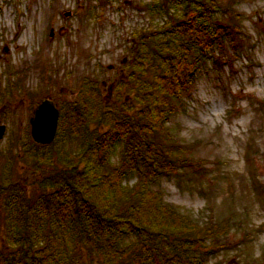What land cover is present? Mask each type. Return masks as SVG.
<instances>
[{
  "label": "rangeland",
  "instance_id": "1",
  "mask_svg": "<svg viewBox=\"0 0 264 264\" xmlns=\"http://www.w3.org/2000/svg\"><path fill=\"white\" fill-rule=\"evenodd\" d=\"M150 2L0 0V188L18 180L32 192L30 181L46 172L33 166L36 155L77 148L70 128L49 152L34 144L33 108L43 97L67 101L84 77L105 81L110 105L114 79L128 72L122 65L134 34L160 19ZM219 2L230 6L227 17L235 13L240 33L235 44L224 42V53L201 62L169 116L182 161L154 187L200 224L215 226L197 249L205 264H264V0ZM1 231L0 218V238Z\"/></svg>",
  "mask_w": 264,
  "mask_h": 264
},
{
  "label": "trees",
  "instance_id": "2",
  "mask_svg": "<svg viewBox=\"0 0 264 264\" xmlns=\"http://www.w3.org/2000/svg\"><path fill=\"white\" fill-rule=\"evenodd\" d=\"M150 6L160 19L134 34L131 58L122 65L128 72L114 79L111 104L105 81L84 77L73 97L54 99V139H32L48 151L70 128L77 148L36 155L33 166L46 172L30 181L32 192L18 180L1 183L0 264H205L197 249L215 226L178 209L154 184L182 161L169 116L201 62L218 49L224 53L240 25L219 0Z\"/></svg>",
  "mask_w": 264,
  "mask_h": 264
},
{
  "label": "water",
  "instance_id": "3",
  "mask_svg": "<svg viewBox=\"0 0 264 264\" xmlns=\"http://www.w3.org/2000/svg\"><path fill=\"white\" fill-rule=\"evenodd\" d=\"M59 118V108L50 97L41 98L29 117L30 133L38 143H49L53 140ZM5 132V124L0 123V137Z\"/></svg>",
  "mask_w": 264,
  "mask_h": 264
}]
</instances>
